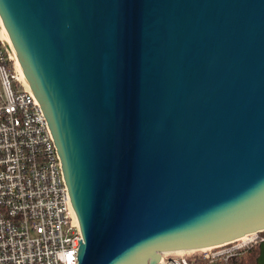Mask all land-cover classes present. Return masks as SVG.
Masks as SVG:
<instances>
[{
    "label": "water",
    "instance_id": "1",
    "mask_svg": "<svg viewBox=\"0 0 264 264\" xmlns=\"http://www.w3.org/2000/svg\"><path fill=\"white\" fill-rule=\"evenodd\" d=\"M0 20L60 156L77 264L264 229V0H0Z\"/></svg>",
    "mask_w": 264,
    "mask_h": 264
},
{
    "label": "built area",
    "instance_id": "2",
    "mask_svg": "<svg viewBox=\"0 0 264 264\" xmlns=\"http://www.w3.org/2000/svg\"><path fill=\"white\" fill-rule=\"evenodd\" d=\"M81 241L48 122L0 38V264H77ZM263 241L264 229L160 264H241Z\"/></svg>",
    "mask_w": 264,
    "mask_h": 264
},
{
    "label": "bare ground",
    "instance_id": "3",
    "mask_svg": "<svg viewBox=\"0 0 264 264\" xmlns=\"http://www.w3.org/2000/svg\"><path fill=\"white\" fill-rule=\"evenodd\" d=\"M0 38H1L2 42L4 43L7 51L9 52V54L11 55V57L13 58V60L15 62V65H16V69H17V71H18V73L20 75L21 80L23 81V83L25 84V86H27L29 88V86H28V84H27V82L25 80V77H24V75L22 73L20 64L18 62V58H17V56H16V54H15V52L13 50V47L11 45V42H10V40L8 38V35H7L4 27L2 26L1 20H0ZM203 249H198V250H203ZM189 251L193 252V251H197V250H189ZM189 251H175V252H171V253L179 254V253H182V252H189ZM166 254H169V253H166Z\"/></svg>",
    "mask_w": 264,
    "mask_h": 264
},
{
    "label": "trees",
    "instance_id": "4",
    "mask_svg": "<svg viewBox=\"0 0 264 264\" xmlns=\"http://www.w3.org/2000/svg\"><path fill=\"white\" fill-rule=\"evenodd\" d=\"M257 255H258V247L256 246V247L252 248L250 250V252L247 253V255L241 257L239 259V262L241 264H255V260H256ZM200 263L201 264H207L205 262H199V261L196 264H200Z\"/></svg>",
    "mask_w": 264,
    "mask_h": 264
},
{
    "label": "rangeland",
    "instance_id": "5",
    "mask_svg": "<svg viewBox=\"0 0 264 264\" xmlns=\"http://www.w3.org/2000/svg\"><path fill=\"white\" fill-rule=\"evenodd\" d=\"M200 255H201V251H193V252L189 251V252H182L179 254L169 253L165 255V258H169L171 256H185V257H191V258H199Z\"/></svg>",
    "mask_w": 264,
    "mask_h": 264
}]
</instances>
